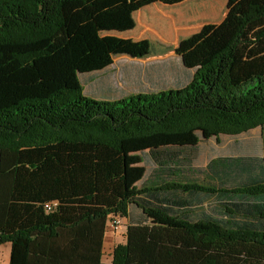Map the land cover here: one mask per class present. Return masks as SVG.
Here are the masks:
<instances>
[{"label": "trees", "instance_id": "1", "mask_svg": "<svg viewBox=\"0 0 264 264\" xmlns=\"http://www.w3.org/2000/svg\"><path fill=\"white\" fill-rule=\"evenodd\" d=\"M72 1L120 13L187 0H0L10 264H108L116 215L130 221L109 264H264V0H227L220 22L179 41L184 85L113 99L84 90L64 14ZM213 136L229 138L225 155L200 164Z\"/></svg>", "mask_w": 264, "mask_h": 264}, {"label": "rangeland", "instance_id": "2", "mask_svg": "<svg viewBox=\"0 0 264 264\" xmlns=\"http://www.w3.org/2000/svg\"><path fill=\"white\" fill-rule=\"evenodd\" d=\"M77 5L82 7L77 2L69 6V36L78 67L91 68L121 57L134 61L170 53V58L175 57L174 49L180 40L199 31L204 24L220 22L227 12V0H189L175 6L157 3L142 13L93 11L89 16ZM193 9L197 12L190 18L189 11ZM77 13L82 15L83 21L76 26L75 32L73 25L77 22ZM75 41L79 43L75 44ZM258 131L240 135L239 139L258 138ZM228 141L226 136H219L218 140L215 136L206 139L213 147L209 153H224ZM208 158L203 151L198 162L204 164ZM141 166L146 170L151 167L143 162Z\"/></svg>", "mask_w": 264, "mask_h": 264}, {"label": "crops", "instance_id": "3", "mask_svg": "<svg viewBox=\"0 0 264 264\" xmlns=\"http://www.w3.org/2000/svg\"><path fill=\"white\" fill-rule=\"evenodd\" d=\"M189 1V0H187ZM77 2H68L64 6V14L67 24V29L69 33V6L72 3ZM78 4H81L77 2ZM185 3V2H183ZM181 3V4H183ZM157 4V3H155ZM162 4V3H160ZM177 4V5H181ZM154 5V4H151ZM149 5V6H151ZM165 5V4H163ZM81 6L84 8L81 4ZM146 6L138 11L133 13H142ZM175 6V5H174ZM76 7H80L77 5ZM92 9L94 12L97 10L91 7H85ZM124 13H126L124 11ZM131 14L130 12H128ZM72 43V42H71ZM178 45V44H177ZM172 54H166L161 56H156L153 58H148L142 61L129 60L128 58H117L111 63H106L100 67H86V65L77 66L78 71L80 72V77L82 79L85 92L93 97L98 99H113L121 96L134 94L142 91L156 90L161 89L164 85H184L189 79V74L182 70L181 65L179 64V58L171 57ZM121 75L124 79V85L117 86V77ZM226 147V145H225ZM227 147L223 150L224 153L219 154H209L213 147L210 143L205 145V153L209 158L217 157L219 155H225ZM201 156V155H200ZM207 159V161L209 160ZM207 161L204 163L206 164ZM130 219L122 217V227L118 230H114L107 223L103 249H102V262L111 263L113 257L114 248L118 244H125L127 241L126 231L127 225L129 224ZM12 254V243L5 242L0 244V264H10ZM106 257V259H105Z\"/></svg>", "mask_w": 264, "mask_h": 264}, {"label": "built area", "instance_id": "4", "mask_svg": "<svg viewBox=\"0 0 264 264\" xmlns=\"http://www.w3.org/2000/svg\"><path fill=\"white\" fill-rule=\"evenodd\" d=\"M52 206H53L52 204H49V203L46 204L47 210H51ZM108 224L109 226H111L112 229L118 230L122 227V217L116 215L109 219Z\"/></svg>", "mask_w": 264, "mask_h": 264}]
</instances>
